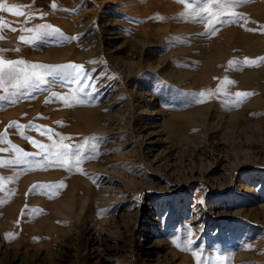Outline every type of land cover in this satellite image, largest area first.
<instances>
[{
    "label": "rangeland",
    "instance_id": "374dc122",
    "mask_svg": "<svg viewBox=\"0 0 264 264\" xmlns=\"http://www.w3.org/2000/svg\"><path fill=\"white\" fill-rule=\"evenodd\" d=\"M224 2L0 0L44 66L0 87V264H264V0Z\"/></svg>",
    "mask_w": 264,
    "mask_h": 264
},
{
    "label": "snow or ice",
    "instance_id": "6c2138e0",
    "mask_svg": "<svg viewBox=\"0 0 264 264\" xmlns=\"http://www.w3.org/2000/svg\"><path fill=\"white\" fill-rule=\"evenodd\" d=\"M232 2H235V0H232ZM213 3H220V0H213ZM53 8L56 7L55 3H53L51 5ZM228 6V0H225L224 4L221 5V9H222V14H223V9L226 8ZM23 6H17V5H13L11 8L6 7L4 4H0V10L3 11H9L12 12L13 9L16 8H20ZM203 11H207L209 13V15L211 17H213L214 20H216L217 22H219V16L216 13H213L211 10V7L205 8L203 9ZM15 15H24L23 12L21 11H16L14 12ZM231 15H236V13H229ZM210 23L212 21H209ZM0 26H3V19L0 18ZM40 27L42 28H47L49 27L48 25H41ZM251 30V29H249ZM13 31H15V29H13ZM27 31H32V29H27ZM58 31V30H55ZM3 37H0V39H2ZM36 37H33V39H35ZM20 40L24 41V43H30V41L25 40L24 36H20ZM3 50L0 49V52H2ZM264 59V58H261ZM247 62V61H246ZM21 65H25V62L23 60H11V59H4L2 56H0V87H2L5 82H8L10 84H12L13 87H19L21 85H26L28 83H30L32 80H39L41 78L40 76V72L38 71V69L43 68V65L40 64H31V65H27L25 67H20ZM58 68L60 70H62L66 77H70L72 78L74 81H78L81 79V72L80 70L82 69L81 65H76V64H66V65H62V66H58ZM55 95V94H54ZM201 97H203L205 94L204 93H200L199 94ZM248 95L247 93H236L237 97H242V96H246ZM202 102V101H200ZM71 106V105H68ZM49 139H51V136H49ZM32 143H36L35 141H31ZM41 148H44V145L41 144L40 145ZM53 147H55V145H53ZM64 148H67L68 146H63ZM17 151H21L19 149H17ZM79 149H74V150H69V151H59L56 153V156L58 158V167H65V166H69L68 165V158L72 157L75 161L76 164L80 163V159H79ZM24 156H27L28 153H23ZM3 161H0V167L3 166ZM39 185H34L33 187H38ZM8 236H11V234H8ZM7 238V237H6Z\"/></svg>",
    "mask_w": 264,
    "mask_h": 264
},
{
    "label": "bare ground",
    "instance_id": "6f19581e",
    "mask_svg": "<svg viewBox=\"0 0 264 264\" xmlns=\"http://www.w3.org/2000/svg\"><path fill=\"white\" fill-rule=\"evenodd\" d=\"M109 24H111V23L109 22ZM109 24L107 23V24H104V25H109ZM235 38H236V37H235ZM235 38H234V39H235ZM236 39H237V38H236ZM239 39H240V38H239ZM249 41H250V40H249ZM244 43H245V42H244ZM247 43L249 44V42H247ZM245 44H246V43H245ZM250 44H251V43H250ZM214 49H215V47H214ZM255 49H256V48H255ZM253 50H254V49H253ZM253 50H252V51H253ZM238 52L240 53V51H238ZM244 52H245V51H244ZM244 52H243V53H244ZM43 54H44V53H43ZM47 54H48V53H47ZM47 54H44L43 57H45V58H47V59H49V60H54V59H57V60H58V59L61 57L60 55H59V57H55V56L53 55V53H52L53 56H49L50 54H49V55H47ZM230 54H231V53H230ZM230 54H229V55H230ZM41 55H42V54H41ZM57 55H58V53H57ZM61 55H62V54H61ZM224 55H225V53H224ZM99 56H100V55L98 54V57H99ZM217 56H218V54H217ZM225 56H226V55H225ZM227 56H228V55H227ZM251 56H252V55H251ZM252 57H253V56H252ZM64 58H65V57H64ZM227 58H228V57H227ZM229 58H230V57H229ZM67 59H68V58H67ZM215 59H216V58H215ZM215 59H214V60H215ZM43 60H44V59H43ZM215 61H216V60H215ZM258 61H259V60H258ZM47 62H48V61H47ZM249 62H250V61H249ZM249 62H247V63H249ZM154 66H155V65H154ZM225 66H226V65H225ZM50 67H51V66H50ZM220 67H221V66H220ZM155 68H156V67H155ZM222 68H223V67H222ZM245 68H246V66H245ZM259 68H260V67H259ZM229 69H230V67H229ZM246 69H247V68H246ZM263 69H264V68H263ZM54 71H55V70H54ZM54 71H53V72H54ZM226 71H227V70H226ZM250 71H251V70H250ZM55 72H57V71H55ZM228 72H231V71H228ZM251 72H253V71H251ZM241 73H242V72H241ZM229 74H231V73H229ZM238 74H239V73H238ZM245 74H246V73H245ZM248 75H249V74H248ZM218 76H219V74H218ZM244 76H245V75H244ZM246 76H247V74H246ZM247 77H248V76H247ZM249 77H250V76H249ZM251 78H252V76H251ZM235 79H236V78H235ZM237 79H238V77H237ZM243 79H245V78H243ZM249 79H250V78H247V80H249ZM216 80H217V79H216ZM240 80H241V79H240ZM247 80H246V82H248ZM250 80H251V79H250ZM242 81H243V80H242ZM259 81H260V80H259ZM233 84H234V83H233ZM252 84H253V83H252ZM236 85H237V84H236ZM245 85H246V84H245ZM261 86H262V85H261ZM237 87H238V86H237ZM41 139H42V138H41ZM40 141H42V140H40ZM41 143H42V142H41ZM150 161H151V160H150ZM150 161H149V162H150ZM149 162H148V163H149ZM151 162H152V161H151ZM156 166H157V165H156ZM210 167H211V166H210ZM153 168H155V167H153ZM160 168H161V167H160ZM199 168H200V167H199ZM156 169H157V167H156ZM162 169H163V168H162ZM165 169H166V168H165ZM158 170H159V169H158ZM164 171H165V170H164ZM34 176H36V175H34ZM29 177H30V176H29ZM51 177H53V176H51ZM200 181H201V180H200ZM64 205H65L67 208L70 206V204H68V203H65ZM158 241H159L158 239H157V240H154V243H151L150 246H156V244H157ZM261 246L264 247V240L262 241ZM263 256H264V253L262 254V258H263ZM147 264H151V262H149V263H147Z\"/></svg>",
    "mask_w": 264,
    "mask_h": 264
}]
</instances>
